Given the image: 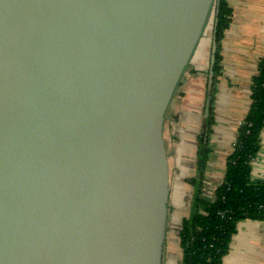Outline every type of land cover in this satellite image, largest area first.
Masks as SVG:
<instances>
[{
  "label": "water",
  "instance_id": "95a60500",
  "mask_svg": "<svg viewBox=\"0 0 264 264\" xmlns=\"http://www.w3.org/2000/svg\"><path fill=\"white\" fill-rule=\"evenodd\" d=\"M216 0H0V264H162L163 136ZM200 165V164H199Z\"/></svg>",
  "mask_w": 264,
  "mask_h": 264
},
{
  "label": "crops",
  "instance_id": "0c3cea01",
  "mask_svg": "<svg viewBox=\"0 0 264 264\" xmlns=\"http://www.w3.org/2000/svg\"><path fill=\"white\" fill-rule=\"evenodd\" d=\"M228 4L233 11L232 20L221 41V74L210 96L214 122L206 131L208 137L203 147L208 153L204 162L200 158L203 147L199 138L204 139L201 136L207 123L204 107L211 38L200 43L164 123L170 182L162 264H181V258L177 261L172 251H181L179 231L182 221L195 210V193L205 201L214 199V191L224 177L226 160L233 151L237 130L251 104V78L264 56V0H228ZM237 91L240 102L236 100ZM263 177L264 129L250 174L252 181ZM192 180L199 182L193 185ZM222 264H264V218L237 224Z\"/></svg>",
  "mask_w": 264,
  "mask_h": 264
},
{
  "label": "trees",
  "instance_id": "16d2710c",
  "mask_svg": "<svg viewBox=\"0 0 264 264\" xmlns=\"http://www.w3.org/2000/svg\"><path fill=\"white\" fill-rule=\"evenodd\" d=\"M232 13L228 0H216V52L212 87L221 74V41L231 24ZM250 101L249 110L237 130L233 151L226 160L223 180L214 191V199L205 201L198 197V192L195 193V210L181 223V264H222L237 224L264 218V177L260 181L250 178L251 162L260 149V135L264 129V56L257 63L256 73L250 81ZM209 114L208 128L214 122L211 106ZM204 140L205 137L199 138L201 147ZM199 152L204 162L208 151L203 147ZM199 180H192V184L197 185Z\"/></svg>",
  "mask_w": 264,
  "mask_h": 264
},
{
  "label": "rangeland",
  "instance_id": "374dc122",
  "mask_svg": "<svg viewBox=\"0 0 264 264\" xmlns=\"http://www.w3.org/2000/svg\"><path fill=\"white\" fill-rule=\"evenodd\" d=\"M208 39V38H211V21H210V23H209V25H208V27H207V30H206V32H205V35H204V38H203V40L204 39ZM205 72H206V70H205ZM208 72V71H207ZM206 72V73H207ZM239 95V91H237V95H236V100L238 101V102H240L241 101V97L240 96H238ZM204 114H205V112H204ZM210 115V114H209ZM206 117H205V119H206V122H207V119H208V115H205ZM208 124L206 123V126H207ZM205 126V128H204V130H203V134H202V137L204 138L205 137V139H207V137H208V133H206V131H208V127H206ZM213 126V125H212ZM198 163L200 164V158L198 159ZM199 172V171H198ZM202 172V171H201ZM198 175V174H197ZM197 175L195 176V177H197ZM172 254L176 257V259H177V261H179L180 260V258H181V251L180 250H175V251H172Z\"/></svg>",
  "mask_w": 264,
  "mask_h": 264
}]
</instances>
